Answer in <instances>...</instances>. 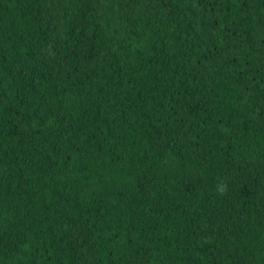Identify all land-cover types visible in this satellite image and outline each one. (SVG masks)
<instances>
[{"label": "trees", "instance_id": "obj_1", "mask_svg": "<svg viewBox=\"0 0 264 264\" xmlns=\"http://www.w3.org/2000/svg\"><path fill=\"white\" fill-rule=\"evenodd\" d=\"M0 264H264V0H0Z\"/></svg>", "mask_w": 264, "mask_h": 264}]
</instances>
